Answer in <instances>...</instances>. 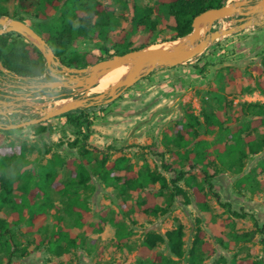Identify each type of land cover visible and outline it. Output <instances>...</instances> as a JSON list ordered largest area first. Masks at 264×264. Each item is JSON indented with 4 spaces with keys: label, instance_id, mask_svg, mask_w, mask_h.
Listing matches in <instances>:
<instances>
[{
    "label": "rangeland",
    "instance_id": "obj_1",
    "mask_svg": "<svg viewBox=\"0 0 264 264\" xmlns=\"http://www.w3.org/2000/svg\"><path fill=\"white\" fill-rule=\"evenodd\" d=\"M96 1L109 6L107 15L112 19H104L102 35L96 32L100 29L98 24L88 37L74 39L64 54L66 58L76 53L81 59L89 55L106 59L121 51L120 42L135 50L142 45H145L143 48L166 46L178 40H169L172 35L170 27L174 25L169 16H162L152 32L134 28L133 2L139 6L156 7V0ZM0 9L3 15L22 18L39 35L48 34L59 17L58 10L51 11L47 18L40 16L38 9L25 13L18 6V0H0ZM225 22H230L229 27L232 26L230 17H227L214 22L211 30L224 28ZM16 39L29 42L23 36ZM50 73L47 72V77H51ZM0 78L8 85V92L0 94H31L26 91L25 82L2 74ZM261 79H264V25L249 26L218 38L190 61L153 70L111 103L80 108L85 110L92 122L87 142L91 147L109 153L111 159L127 158V165L135 171L156 170L167 180L173 179L179 170L187 169V164L178 161V167L167 171L162 163H176L172 151L183 153L184 149L173 147L172 131L176 124L185 122V109L190 108L200 121L198 137L194 142L204 140L211 145L229 144L232 140L226 127L248 124L254 119L264 120V92L258 87V80ZM43 89L45 93L27 99L28 107L23 110L26 115H15L16 122L15 119L8 122L0 117V123H17L38 117L42 114L35 108L38 104L47 102V108H51L59 97L73 99L80 95L60 87ZM94 94L97 93L91 92L89 95ZM12 110V107L8 109ZM204 114L219 117L222 124L208 128L204 123ZM43 123L47 130L41 134L31 125L13 130L0 129L2 146L9 142L15 146H25L23 157L10 162L4 169L5 177L13 182L15 196L22 194L21 186L26 181L31 179L32 184L38 179V165L45 164L50 157L64 160L78 157L76 149L68 145L76 137L75 126L69 124L65 117H54ZM250 134L254 137L257 152L247 153L240 169L221 167L218 160L210 166V173H214L216 167L222 170L211 179L212 190L204 186L208 211H201L192 200L185 204L180 196L170 200L167 193H163L158 195L157 200L165 207L164 214L154 216L139 212L135 209L137 200H143L146 191L158 192L159 185L123 192L119 184H103L91 171L92 163L87 166L90 175L88 186L79 187L67 196L51 192L49 201L52 206L40 227L28 229L25 222L27 214L24 221L12 227L14 242L25 251L11 254L5 246L0 245V264H190L189 250L197 227L202 230L205 244L194 247V264H233L234 261L237 263L263 257L264 121L255 130H250ZM244 135L241 134L242 137ZM192 145L193 142L189 147L192 148ZM93 155L100 157V154ZM192 172L196 174L199 170ZM58 173L62 182L71 179L67 166L58 168ZM179 185L183 186L182 182ZM213 192L218 194V200ZM75 197L77 200L73 201ZM36 200L40 201L41 198ZM78 213L84 215V224L80 227L77 226ZM234 213L247 215L238 217ZM0 218L12 220L13 213L9 206L0 209ZM100 219L103 220L100 232L96 228L86 230L88 224L95 225ZM178 225L183 230L184 254L181 258L170 253L165 239L149 250L147 255H142L143 241L148 232L164 237L167 231ZM58 227L68 229L80 241L62 255L53 254L48 246V240H52V233Z\"/></svg>",
    "mask_w": 264,
    "mask_h": 264
},
{
    "label": "trees",
    "instance_id": "obj_2",
    "mask_svg": "<svg viewBox=\"0 0 264 264\" xmlns=\"http://www.w3.org/2000/svg\"><path fill=\"white\" fill-rule=\"evenodd\" d=\"M226 1L156 0V7L139 6L133 2L132 22L136 30L152 32L156 29L162 16H169L174 21V25L170 27L172 35L169 40H176L191 31V23L194 16L209 8H218L224 5ZM18 6L25 13L38 9L40 16L43 18L49 17L50 12L53 10L59 11V17L56 23L51 25L49 33L40 35L48 43L62 65L83 67L87 64L92 65L105 58L89 55L81 59L76 53L66 58L64 54L74 39L88 37L94 32L98 24L100 29L96 32L98 35H102L101 30L102 24L105 22L104 19L107 21L112 19L107 15L108 5H102L96 0H18ZM154 12L156 14L152 17ZM0 15H3L1 9ZM19 20L23 19L19 18ZM16 37L21 36L15 32H7L0 35V63L8 75L24 77L29 82H32L49 70L40 51L27 41H18ZM119 44L121 51H117V55L133 50L128 44L123 42ZM144 46L142 45L139 48ZM0 74H3V72L0 71ZM46 79L52 80L49 76H46ZM258 87L264 92V79L258 80ZM184 116L185 122L176 124L172 131V145L176 149H184L183 153L172 151L176 163L163 162L162 164L165 170L173 171L178 167V161H182L187 164V169L179 170L176 177L170 180H167L164 175L156 170L135 171L127 165V158L122 156L111 159L109 153L91 147L87 140L92 122L89 120L85 110L81 109L69 111L55 117H65L69 124L77 128L75 139L68 145L70 148L76 149L78 157L70 160L55 156L50 157L45 164L38 165V179L32 184L30 183L31 179H29L21 186L22 194L19 196L14 195L13 182L10 178L5 177L4 169L10 162L20 160L23 157L25 146H15L12 142L2 146L0 142V209L4 206H9L13 213L11 221L0 218V245L5 246L11 254L16 252L22 254L25 248H19L14 242L12 227L24 221L25 214L28 215L25 221L28 229L40 227L52 206L49 201L51 192L56 191L61 196H67L76 192L79 187L88 186L90 175L87 166L92 163H94V166L91 171L103 184H119L123 192L126 190L140 191L149 185H159L158 192L146 191L145 198L137 200L135 209L139 212L154 216L164 214L166 209L157 200L158 195H163V193H167L170 200L180 196L185 204L192 200L201 211H208L207 193L204 190V186L207 185L212 190L211 179L222 170V168L216 167L214 173H210V166L218 160L221 167L234 166L240 169L247 153L257 152L254 148L255 140L250 134V130H255L264 120L254 119L248 124L226 127V130L230 132L232 142L229 144L215 143L211 145L204 140L194 142V139L198 137L197 128L200 125V121L188 107L184 111ZM203 116L204 123L208 128L222 124L219 117L208 114ZM31 128L35 129L38 134L47 130L43 122L31 125ZM242 133H245L243 137L241 136ZM192 142L193 145L190 148L189 146ZM93 154H100V157L98 158ZM200 164L201 167H199ZM63 166H67L70 170L71 179L62 182L59 179L58 168ZM194 169H198L199 173H193ZM179 182H182L183 186H180ZM213 195L217 200L219 199L216 192H213ZM36 198H41V200H36ZM76 198L73 201H76ZM226 206H229V204H226ZM234 214L238 217L247 215V213ZM78 217L77 226L80 227L84 224V215L78 213ZM252 219L254 224H256V220L253 217ZM102 223L103 220L100 219L95 225L88 224L86 230L91 231L96 228L100 232ZM51 237L52 240H48V246L55 255L66 254L70 248L76 247L80 242L75 234L62 227H58ZM164 239L170 253L181 258L184 254L181 225L167 231L164 237L155 232H148L143 241L142 255H147L149 250L154 248L157 243L163 242ZM39 242H41V239ZM204 244L202 230L197 227L192 248L189 250L190 264L195 263L194 247ZM233 264H264V256L259 259L240 260L237 263L234 261Z\"/></svg>",
    "mask_w": 264,
    "mask_h": 264
},
{
    "label": "water",
    "instance_id": "obj_3",
    "mask_svg": "<svg viewBox=\"0 0 264 264\" xmlns=\"http://www.w3.org/2000/svg\"><path fill=\"white\" fill-rule=\"evenodd\" d=\"M227 17H230L232 26L225 29L211 30L214 22ZM261 25H264V0H234L218 8H209L194 16L191 23V31L167 48L152 49L145 47L135 49L102 59L87 67L77 68L62 65L43 37L26 22L11 18L5 14L0 15V35L7 32H15L29 40L44 57L46 67L51 72L50 76L55 78L54 80L43 81L37 85H27L28 88L53 89L60 87L71 90L72 94H80L79 97L73 98L66 106L53 105L51 108H47L49 105L47 102H43L37 106L33 105L36 106V110L38 108L37 111H41L42 114L40 116L17 123H0V129H19L42 123L76 109L111 103L127 88L133 86L153 70L160 67H173L190 61L202 54L218 38L237 33L249 26ZM127 63H131L132 68L116 85L109 87L101 93L89 95L91 88L104 71ZM0 70L7 72L1 63ZM59 74H62V76ZM15 77L23 82H28L24 77ZM3 97L10 96L4 95ZM11 104V102L0 99V114L6 115L1 106H9Z\"/></svg>",
    "mask_w": 264,
    "mask_h": 264
},
{
    "label": "bare ground",
    "instance_id": "obj_4",
    "mask_svg": "<svg viewBox=\"0 0 264 264\" xmlns=\"http://www.w3.org/2000/svg\"><path fill=\"white\" fill-rule=\"evenodd\" d=\"M230 24V22H229ZM229 24L225 22L224 29L229 27ZM227 26V27H226ZM173 45V43L171 44ZM171 45H166V46H153L151 47L152 49H157V48H167L168 46ZM132 68V64L131 63H127L124 65H121L119 67L110 69V70H106L102 73V75L98 78V80L96 81L95 85L91 88L89 94L91 92H95V93H101V91H105L106 89H108L109 87L116 85V83L122 79L123 77H125L127 75V73L129 72V70ZM72 100L71 97L69 98H60L54 100V105H59V106H66L70 103V101Z\"/></svg>",
    "mask_w": 264,
    "mask_h": 264
},
{
    "label": "flooded vegetation",
    "instance_id": "obj_5",
    "mask_svg": "<svg viewBox=\"0 0 264 264\" xmlns=\"http://www.w3.org/2000/svg\"><path fill=\"white\" fill-rule=\"evenodd\" d=\"M46 76H47V72L45 73V76L43 78H40V77L36 78L35 80H33L31 82L30 85H37L39 82L46 81L47 80ZM53 79H55V78H53ZM26 91L27 92L30 91L31 94L28 95V96H25V93H21V94L18 93V94H7L10 97L0 96L1 100H6L7 102H13L9 106H1V109L6 113V115H1L0 114L1 118L6 119V121H8V122H11L13 119H15L14 121L16 122V118L14 116L17 115V114H21V112H23V110L28 107L27 103H26L27 99L28 98H33V96L36 95V94H43V93H45L46 90L39 89L38 87H30V88H27ZM0 95H4V94H0ZM11 107L13 108V110L12 111H8V109L11 108Z\"/></svg>",
    "mask_w": 264,
    "mask_h": 264
},
{
    "label": "built area",
    "instance_id": "obj_6",
    "mask_svg": "<svg viewBox=\"0 0 264 264\" xmlns=\"http://www.w3.org/2000/svg\"><path fill=\"white\" fill-rule=\"evenodd\" d=\"M1 71V70H0ZM3 72V75H5V76H11V75H8L7 74V72H5V71H2ZM46 73V72H45ZM45 73H43L41 76H39L40 78H43L44 76H45ZM12 78H14L16 81H18V82H23V81H21V80H18V78L17 77H15L14 75L13 76H11ZM39 77H37V78H39ZM43 82V81H42ZM24 83V82H23ZM30 83V82H29ZM28 82H27V84H29ZM41 82H39L38 84H40ZM25 84H26V82H25ZM7 87H8V85L7 84H5V83H3V79H1L0 78V92H4V93H7L8 92V90H7ZM9 94V93H8ZM14 94H17V93H14ZM21 114H24V115H26L27 113H26V111H23V112H21Z\"/></svg>",
    "mask_w": 264,
    "mask_h": 264
},
{
    "label": "crops",
    "instance_id": "obj_7",
    "mask_svg": "<svg viewBox=\"0 0 264 264\" xmlns=\"http://www.w3.org/2000/svg\"><path fill=\"white\" fill-rule=\"evenodd\" d=\"M2 76H5V75L2 74ZM25 85L27 86V85H29V84H25ZM27 88H28V86H27Z\"/></svg>",
    "mask_w": 264,
    "mask_h": 264
}]
</instances>
